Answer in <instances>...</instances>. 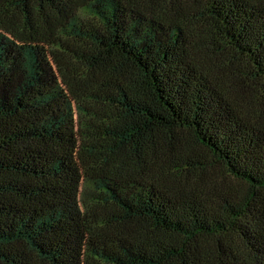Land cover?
<instances>
[{
    "label": "trees",
    "instance_id": "obj_1",
    "mask_svg": "<svg viewBox=\"0 0 264 264\" xmlns=\"http://www.w3.org/2000/svg\"><path fill=\"white\" fill-rule=\"evenodd\" d=\"M0 264H264V0H0Z\"/></svg>",
    "mask_w": 264,
    "mask_h": 264
},
{
    "label": "rangeland",
    "instance_id": "obj_2",
    "mask_svg": "<svg viewBox=\"0 0 264 264\" xmlns=\"http://www.w3.org/2000/svg\"><path fill=\"white\" fill-rule=\"evenodd\" d=\"M259 103L261 104V102L259 101Z\"/></svg>",
    "mask_w": 264,
    "mask_h": 264
}]
</instances>
